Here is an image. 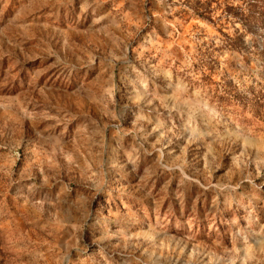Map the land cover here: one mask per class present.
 <instances>
[{
  "label": "rangeland",
  "instance_id": "obj_1",
  "mask_svg": "<svg viewBox=\"0 0 264 264\" xmlns=\"http://www.w3.org/2000/svg\"><path fill=\"white\" fill-rule=\"evenodd\" d=\"M258 1L0 0V264H264Z\"/></svg>",
  "mask_w": 264,
  "mask_h": 264
},
{
  "label": "trees",
  "instance_id": "obj_2",
  "mask_svg": "<svg viewBox=\"0 0 264 264\" xmlns=\"http://www.w3.org/2000/svg\"><path fill=\"white\" fill-rule=\"evenodd\" d=\"M239 1H241L245 5H247L250 0H239ZM205 3L207 4L208 1H206ZM208 5H209V3H208ZM237 9H234V10H237ZM260 9H262V10L257 11ZM243 20H245V22H246V25H244L246 27L247 26H251V27H262V26H264V0H259L258 4L255 6L250 5V9L248 11L247 17L246 18L244 17ZM226 43H227L228 47H231V48H237L238 47V42L234 39L228 38Z\"/></svg>",
  "mask_w": 264,
  "mask_h": 264
}]
</instances>
